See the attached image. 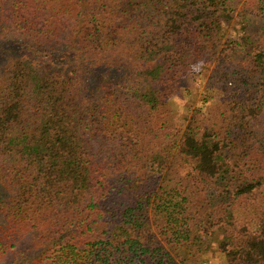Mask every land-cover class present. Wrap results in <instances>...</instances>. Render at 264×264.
<instances>
[{
	"label": "trees",
	"instance_id": "trees-1",
	"mask_svg": "<svg viewBox=\"0 0 264 264\" xmlns=\"http://www.w3.org/2000/svg\"><path fill=\"white\" fill-rule=\"evenodd\" d=\"M263 115L264 0H0V264H264Z\"/></svg>",
	"mask_w": 264,
	"mask_h": 264
},
{
	"label": "rangeland",
	"instance_id": "rangeland-1",
	"mask_svg": "<svg viewBox=\"0 0 264 264\" xmlns=\"http://www.w3.org/2000/svg\"><path fill=\"white\" fill-rule=\"evenodd\" d=\"M198 63L195 62L190 66V69L193 71H197L198 69ZM183 86L180 87V91H177L176 93H179L177 95L172 91L171 96H169L171 105L176 109L178 114L183 112L184 108H187V112L191 113L193 111L194 107H199L202 110H208L210 107V102L217 99L218 94L213 93L210 97L209 93L207 91H203L202 89V83L199 82L196 78L193 77V73H189L185 76V78L182 80ZM186 86L187 88L184 90L183 87ZM187 90V91H186ZM206 96V99H202ZM185 112V111H184ZM264 117V115H263ZM220 237V230L215 229L213 232V235L211 237V249L207 252V254L203 257V260L201 264H220L221 261V254L216 248V244L219 241Z\"/></svg>",
	"mask_w": 264,
	"mask_h": 264
}]
</instances>
